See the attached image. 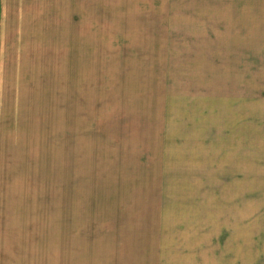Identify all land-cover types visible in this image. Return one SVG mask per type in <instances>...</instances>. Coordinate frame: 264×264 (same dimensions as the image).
<instances>
[{
    "label": "rangeland",
    "instance_id": "rangeland-1",
    "mask_svg": "<svg viewBox=\"0 0 264 264\" xmlns=\"http://www.w3.org/2000/svg\"><path fill=\"white\" fill-rule=\"evenodd\" d=\"M136 3L1 0L0 255L264 264V50Z\"/></svg>",
    "mask_w": 264,
    "mask_h": 264
},
{
    "label": "crops",
    "instance_id": "crops-1",
    "mask_svg": "<svg viewBox=\"0 0 264 264\" xmlns=\"http://www.w3.org/2000/svg\"><path fill=\"white\" fill-rule=\"evenodd\" d=\"M136 2L133 6L141 16L147 14L146 21L151 18V7L153 17L156 19L157 15L162 13L158 8L164 6L163 15L169 16L168 27L171 32L177 29L172 18H178L179 15L184 17L186 22L191 23V27L186 29L185 39L201 40L203 49L264 50V0H136ZM177 33L179 39L183 37L181 30ZM72 258L76 262L77 259ZM1 263L21 264L11 257L5 258L0 255Z\"/></svg>",
    "mask_w": 264,
    "mask_h": 264
}]
</instances>
